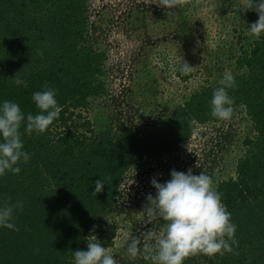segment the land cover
<instances>
[{"label":"trees","instance_id":"16d2710c","mask_svg":"<svg viewBox=\"0 0 264 264\" xmlns=\"http://www.w3.org/2000/svg\"><path fill=\"white\" fill-rule=\"evenodd\" d=\"M88 12V0H0V104L13 101L25 116L38 114L32 95L47 85L56 90L62 109L44 133L29 136L22 125L23 150L31 159L18 165L19 174L0 176V205L9 198L13 204L23 202L14 214L19 230L0 227V264H72L73 251L87 250L90 235L112 248L119 226L102 215L112 209L129 169L144 157L177 151L194 133L191 119L222 121L210 115L218 84L191 95L143 133L133 125L115 131L106 121L84 115L91 98L99 100L108 91L100 78L108 56L87 44ZM150 15L165 20L156 9ZM146 17L142 13L134 19L142 34L150 28ZM245 17L251 24L258 13L248 10ZM235 65L240 71L234 74L237 86L229 89L234 115L238 107L245 108L254 135L245 137L246 153L238 160L236 176L215 188L237 225L236 243L231 253L192 256L184 264H264V34L242 46ZM16 75L28 87L12 83ZM149 92L143 89L145 105L150 93L154 97ZM100 178L107 183L95 196ZM147 230H136L135 238ZM120 261L147 264L142 259Z\"/></svg>","mask_w":264,"mask_h":264},{"label":"rangeland","instance_id":"374dc122","mask_svg":"<svg viewBox=\"0 0 264 264\" xmlns=\"http://www.w3.org/2000/svg\"><path fill=\"white\" fill-rule=\"evenodd\" d=\"M157 2L88 0L87 44L108 56L100 75L108 91L99 100L91 98L83 114L98 123L106 121L115 131L126 125L142 128L141 133L157 127L160 118L170 111L168 118L191 95L218 84L226 69L233 75L240 72L236 57L244 44L256 39L248 33V10H241V0H185L168 10ZM144 5L149 11H144ZM152 8L165 20L152 18ZM139 12L150 21L145 34L135 30ZM182 60L193 66L188 75L179 71ZM143 89L154 93L152 98L149 92L146 105ZM248 134L253 136L254 129L245 108L238 107L229 121L197 123L192 136L174 153L147 156L132 166L112 209L102 215L119 226L116 245L110 248L118 263L128 259L122 242L135 238L136 230L164 226L160 218L149 222L144 210L146 196L156 194L153 177L163 183L171 178V170L187 172L191 168L194 174L205 171L216 186L236 176Z\"/></svg>","mask_w":264,"mask_h":264},{"label":"clouds","instance_id":"9594fccd","mask_svg":"<svg viewBox=\"0 0 264 264\" xmlns=\"http://www.w3.org/2000/svg\"><path fill=\"white\" fill-rule=\"evenodd\" d=\"M184 2L158 0L156 4L168 10ZM241 10L258 13V20L249 24L248 33L259 38L264 34V0H241ZM179 71L188 75L193 71V66L182 60ZM13 78L12 83L16 86L28 87L26 80L17 75ZM218 85L210 100V115L229 121L234 115L235 104L229 89L237 86L233 73L226 69ZM32 99L39 109L38 114L28 113L25 116L20 105L13 101L5 100L0 104V176L5 175L6 171L19 174L21 168L18 165L21 162L26 164L31 159L29 153L23 150L22 125L29 136L34 132L44 133L62 111L56 99V90L47 85L44 90L34 92ZM189 122L197 124L195 119ZM188 150L191 151L189 147ZM105 183L107 178L96 180L92 194L96 196L102 192ZM151 184L156 194L146 196L144 210L149 222L160 218L165 223L160 229L145 231L142 237L122 242V245H126L130 260L142 259L147 264H184L192 256L213 257L233 252L237 225L233 223L232 214L223 203L221 193L205 171L194 174L191 168L187 172L173 169L169 180L161 183L153 177ZM22 207V201L13 204L11 198L0 205V227L18 231L13 222L14 214L17 208ZM72 256V264H118L111 249L98 242L95 235L87 238V250H74Z\"/></svg>","mask_w":264,"mask_h":264},{"label":"crops","instance_id":"0c3cea01","mask_svg":"<svg viewBox=\"0 0 264 264\" xmlns=\"http://www.w3.org/2000/svg\"><path fill=\"white\" fill-rule=\"evenodd\" d=\"M150 49L152 50V48H150ZM172 153H174V152H171V154H172ZM166 154H167V153H166ZM163 155H164V154H163ZM158 156H162V155H158ZM154 157H155V156H154ZM142 212H143V211H141V213H142ZM139 215H140V214H139Z\"/></svg>","mask_w":264,"mask_h":264}]
</instances>
